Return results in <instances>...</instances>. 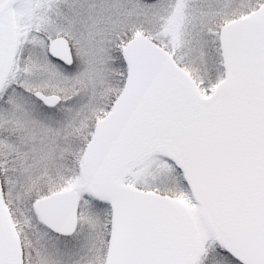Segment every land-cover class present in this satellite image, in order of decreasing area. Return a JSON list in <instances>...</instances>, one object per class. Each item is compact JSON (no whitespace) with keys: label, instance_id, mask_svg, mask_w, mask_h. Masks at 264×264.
Here are the masks:
<instances>
[{"label":"snow or ice","instance_id":"1","mask_svg":"<svg viewBox=\"0 0 264 264\" xmlns=\"http://www.w3.org/2000/svg\"><path fill=\"white\" fill-rule=\"evenodd\" d=\"M0 264H264V0H0Z\"/></svg>","mask_w":264,"mask_h":264}]
</instances>
